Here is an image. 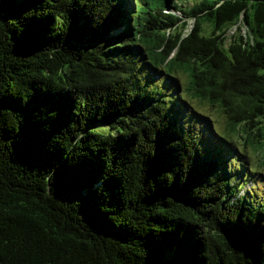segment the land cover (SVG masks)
Segmentation results:
<instances>
[{
  "label": "trees",
  "instance_id": "obj_1",
  "mask_svg": "<svg viewBox=\"0 0 264 264\" xmlns=\"http://www.w3.org/2000/svg\"><path fill=\"white\" fill-rule=\"evenodd\" d=\"M185 1L0 0V264H264V0Z\"/></svg>",
  "mask_w": 264,
  "mask_h": 264
},
{
  "label": "rangeland",
  "instance_id": "obj_2",
  "mask_svg": "<svg viewBox=\"0 0 264 264\" xmlns=\"http://www.w3.org/2000/svg\"><path fill=\"white\" fill-rule=\"evenodd\" d=\"M193 1L194 0H186L184 4L190 5ZM187 23L191 24V20L187 21ZM232 32L233 31L231 29V31L228 34H231ZM145 75L147 76L146 73ZM149 78L152 83L159 82V84H163L164 90L165 92H167L168 87L165 86V83H164L165 81L163 79L159 80V77L155 75H153V79L150 75H149ZM192 104H193V107L195 106L194 108L201 110L203 113L207 114L212 119V123H211L212 126L210 125V127L207 128L210 132L201 134L204 128L206 129V125H205L206 121H203L200 118H195L194 116H192V111L190 110L191 108L189 106L187 107L185 106L184 108H182L178 114L182 117V124L185 128H187L188 133L196 137V140L199 142V145L202 147V148L200 147L201 151L207 154V152L205 151H208L211 148H214V145L217 143L215 139L216 135L213 133L212 130L215 128L218 132L225 131L226 124H227L226 116L222 111H220L219 109L215 107H208L206 106V104L200 105L196 101H192ZM176 109H177L176 105L172 104L170 105V107L166 109V111L169 113H173L172 115H174V113H176L175 112ZM193 114H195L194 111H193ZM262 137H263L262 140L264 141V135ZM237 139H238V142L240 143L239 147L242 148V145H241L242 139H240L239 136ZM245 148H246L245 154L248 155L247 160L250 162V164H248V167L251 170V172H248L245 177L246 186H248V188L254 187L258 193V197L256 199L249 198V197H247L246 199H247V202L250 203L251 205L255 207L263 208L264 207V177H262L259 174H256V171L260 168L257 166V164H259L262 161L263 149L262 148L259 149L258 147L256 150H254V148H251L248 146ZM202 149H204L205 151ZM242 154L244 155V153ZM238 156L240 157L239 154ZM226 160L229 161V164L232 166L233 169L237 168L238 163L236 161L230 158ZM261 168L264 171V164Z\"/></svg>",
  "mask_w": 264,
  "mask_h": 264
},
{
  "label": "built area",
  "instance_id": "obj_3",
  "mask_svg": "<svg viewBox=\"0 0 264 264\" xmlns=\"http://www.w3.org/2000/svg\"><path fill=\"white\" fill-rule=\"evenodd\" d=\"M240 33H241L243 36H245L246 28H241V29H240Z\"/></svg>",
  "mask_w": 264,
  "mask_h": 264
}]
</instances>
